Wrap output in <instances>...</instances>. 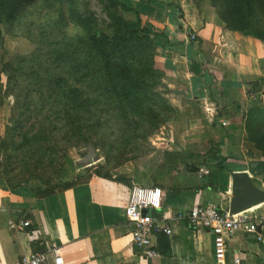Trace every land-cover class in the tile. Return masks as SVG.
Returning <instances> with one entry per match:
<instances>
[{"label":"crops","instance_id":"1","mask_svg":"<svg viewBox=\"0 0 264 264\" xmlns=\"http://www.w3.org/2000/svg\"><path fill=\"white\" fill-rule=\"evenodd\" d=\"M122 2L160 34L156 67L176 109L165 124L171 142L183 155L215 162L183 168L159 185H141L121 170L119 177L93 174L49 196H39L32 183L12 189L0 177V264H26L54 246L63 264H264V226L219 248L212 232L176 217L196 204L229 207L234 173L248 172L264 190V155L245 128L248 110L264 106V41L229 28L210 0ZM135 185L158 187L159 213L173 223L172 235L154 237L159 254L151 259L135 249L126 216ZM250 210L264 214V201Z\"/></svg>","mask_w":264,"mask_h":264},{"label":"trees","instance_id":"2","mask_svg":"<svg viewBox=\"0 0 264 264\" xmlns=\"http://www.w3.org/2000/svg\"><path fill=\"white\" fill-rule=\"evenodd\" d=\"M76 1L0 0V21L8 32L20 29L36 45L29 55L1 63L0 32V107L14 99L5 135L0 134V177L12 189L39 180L47 187L37 194L49 196L71 186L53 184L73 138L95 125L99 101L119 110L137 132L159 129L176 114L156 89L164 76L155 62L160 34L145 27L140 12L122 0H105L113 36L96 33ZM211 4L229 28L264 41V0ZM245 128L264 155V106L248 110Z\"/></svg>","mask_w":264,"mask_h":264},{"label":"rangeland","instance_id":"3","mask_svg":"<svg viewBox=\"0 0 264 264\" xmlns=\"http://www.w3.org/2000/svg\"><path fill=\"white\" fill-rule=\"evenodd\" d=\"M76 3L82 9V13L94 22L96 33L104 32L113 36L112 19L110 12L106 10L105 0H77ZM40 20L43 21L42 16ZM8 29V24L0 21V32L3 35L1 63L12 61L20 55H29L36 49V45L28 39L24 31L19 29L11 34ZM3 82H6L5 76ZM165 87L164 83L161 85L158 82L156 89L163 93L164 98L171 104ZM13 104L14 99L10 97L0 109L2 136L5 135ZM107 105L105 100L101 103L99 101L100 112L96 116L95 125L87 131L85 129L81 136L73 138L75 143L66 149L62 160L64 169L53 187L57 185V189H62L86 180L93 174L119 177L120 170L123 173H131L132 179L141 185H159L170 182L183 168L198 170L201 166L209 167L211 161L215 162L211 156L193 158L183 155L177 144L171 142L169 126L162 125L159 129L152 130L153 133L149 130L137 132L131 120L129 122L119 110L108 109ZM175 116L176 114L173 117ZM91 152H96L99 160L91 166L78 167V161ZM31 183L36 189L47 187L39 180H33Z\"/></svg>","mask_w":264,"mask_h":264},{"label":"built area","instance_id":"4","mask_svg":"<svg viewBox=\"0 0 264 264\" xmlns=\"http://www.w3.org/2000/svg\"><path fill=\"white\" fill-rule=\"evenodd\" d=\"M196 36L192 35L194 39ZM230 207V206H229ZM216 205H194L187 214L179 213L177 219H185L192 228H204L215 235L216 245L224 248L227 242L238 232L257 233L264 226V214L253 210L232 213L230 208ZM145 209H150L145 213ZM160 189L158 187L132 188L131 198L126 207V216L132 224L133 244L147 259L156 257L159 252L154 243L157 234L172 235L173 223L171 218L160 215ZM29 222H25L28 225ZM259 240H263L262 235ZM53 256L56 264H63L60 247H49L46 252L33 253L26 264H50L49 257Z\"/></svg>","mask_w":264,"mask_h":264},{"label":"water","instance_id":"5","mask_svg":"<svg viewBox=\"0 0 264 264\" xmlns=\"http://www.w3.org/2000/svg\"><path fill=\"white\" fill-rule=\"evenodd\" d=\"M99 160L96 152L89 153L86 157L80 159L77 163L78 167H87L93 165ZM234 196L230 204V211L237 213L248 210L253 206L264 201V190L256 187L248 172L234 173ZM145 213H149L150 209H145Z\"/></svg>","mask_w":264,"mask_h":264}]
</instances>
